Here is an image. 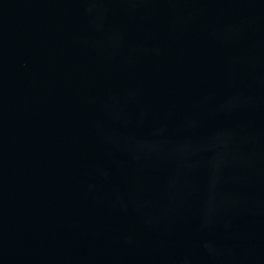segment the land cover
<instances>
[{
  "label": "water",
  "instance_id": "95a60500",
  "mask_svg": "<svg viewBox=\"0 0 264 264\" xmlns=\"http://www.w3.org/2000/svg\"><path fill=\"white\" fill-rule=\"evenodd\" d=\"M0 264H264V0H0Z\"/></svg>",
  "mask_w": 264,
  "mask_h": 264
}]
</instances>
